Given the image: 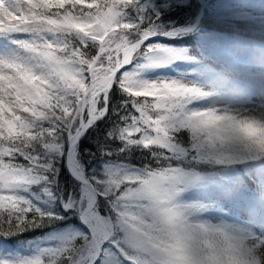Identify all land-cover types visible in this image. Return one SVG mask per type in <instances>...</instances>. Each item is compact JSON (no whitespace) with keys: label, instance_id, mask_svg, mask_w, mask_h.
<instances>
[{"label":"snow or ice","instance_id":"snow-or-ice-1","mask_svg":"<svg viewBox=\"0 0 264 264\" xmlns=\"http://www.w3.org/2000/svg\"><path fill=\"white\" fill-rule=\"evenodd\" d=\"M38 228L0 264H264V4L0 0V237Z\"/></svg>","mask_w":264,"mask_h":264},{"label":"trees","instance_id":"trees-1","mask_svg":"<svg viewBox=\"0 0 264 264\" xmlns=\"http://www.w3.org/2000/svg\"><path fill=\"white\" fill-rule=\"evenodd\" d=\"M251 4L255 7V12L257 15L260 14V5L264 4V0H249ZM193 3H197V0H193ZM187 9H177L175 12L170 13L169 16L173 19H176L179 23H183L186 19ZM129 70H134V65L129 67ZM169 74L165 70H154L148 71L145 73V78L154 79L158 76ZM121 92L119 90L116 91V96L121 97ZM107 118L103 121H98V126L95 129H89V134L85 136V138L81 141L82 148L88 149V152H85L84 155L87 158V161L93 167H102L103 160L99 157V143L103 142V138L108 130L112 126L111 121H107ZM119 144V141L113 142V146ZM95 154V156L93 155ZM133 163L140 162V153H133L132 158ZM61 183L65 187V189L70 190V187L73 183L72 177L67 169V167H63L61 169ZM33 193H26L33 199L34 203L37 206H40L44 209H50L52 211H56V205L59 201L50 200L44 193L40 192L38 188L33 189ZM238 209L236 207H232L231 216H235ZM61 215L65 213L62 210L61 206ZM70 221L79 225V220L76 216H71ZM69 230L66 226H62L58 229L59 233H63ZM57 233L52 232L48 228H38L34 231L25 232L19 236H12L9 239H4L0 237V259H4V257L10 258H30L35 255H41L45 248L53 243H56Z\"/></svg>","mask_w":264,"mask_h":264},{"label":"rangeland","instance_id":"rangeland-1","mask_svg":"<svg viewBox=\"0 0 264 264\" xmlns=\"http://www.w3.org/2000/svg\"><path fill=\"white\" fill-rule=\"evenodd\" d=\"M4 259L13 260V261L20 260V259H17V258L13 259V258H10V257H4ZM21 259H24V258H21Z\"/></svg>","mask_w":264,"mask_h":264},{"label":"water","instance_id":"water-1","mask_svg":"<svg viewBox=\"0 0 264 264\" xmlns=\"http://www.w3.org/2000/svg\"><path fill=\"white\" fill-rule=\"evenodd\" d=\"M68 169V168H67ZM71 175V174H70Z\"/></svg>","mask_w":264,"mask_h":264}]
</instances>
